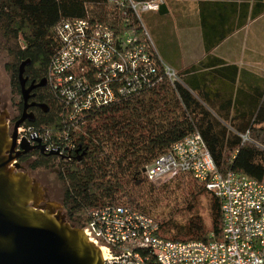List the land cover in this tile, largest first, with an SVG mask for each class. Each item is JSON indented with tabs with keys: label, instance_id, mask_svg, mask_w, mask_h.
<instances>
[{
	"label": "trees",
	"instance_id": "trees-1",
	"mask_svg": "<svg viewBox=\"0 0 264 264\" xmlns=\"http://www.w3.org/2000/svg\"><path fill=\"white\" fill-rule=\"evenodd\" d=\"M118 8L117 2L111 4V0H0V38L3 50L13 59V64L7 66L11 77L18 82L20 65L31 60L38 64L41 77L46 78L50 63L61 48L55 27L63 19H89L109 26L117 35L125 34L129 27L123 24ZM135 28L141 37L142 26L137 23ZM179 76L181 83L175 86L164 80L146 93L89 111L79 122L74 133L76 149L81 147L88 155L82 162L63 166L60 175L68 223L83 229L90 212L107 205L130 207L157 220L153 209L173 189L156 187L146 179L144 169L195 132L202 135L221 173L233 171L264 183V139L256 136L255 125H248V131L236 124H230L229 129L201 102L205 101L204 94ZM52 105L53 117L42 121L41 128L55 132L63 125L64 108ZM247 132L251 141L245 142L240 134ZM50 166V160L39 156L32 169ZM179 176L171 178L164 187L175 183L181 187L184 175ZM194 187L188 194L194 196L192 199L210 195L211 228L198 216L184 224L157 220L162 237L202 242L212 241L211 234L217 240L222 238L220 199L203 185ZM187 201V209L193 210V204Z\"/></svg>",
	"mask_w": 264,
	"mask_h": 264
},
{
	"label": "built area",
	"instance_id": "built-area-1",
	"mask_svg": "<svg viewBox=\"0 0 264 264\" xmlns=\"http://www.w3.org/2000/svg\"><path fill=\"white\" fill-rule=\"evenodd\" d=\"M111 2H117L123 24L129 27L123 35L89 19H63L55 27L61 48L46 79L64 110L63 125L52 132L53 151L76 148L74 133L89 111L146 93L164 80L173 86L181 83L179 73L162 61L141 16L159 11L164 0ZM42 131L19 128L18 149L25 141L33 143ZM243 140L249 141L247 134ZM144 170L150 182L190 175L220 199L222 238L211 234L209 242L170 240L160 235L156 219L130 207L107 205L91 211L83 228L101 249L104 264H264L263 182L233 171L221 173L199 132Z\"/></svg>",
	"mask_w": 264,
	"mask_h": 264
},
{
	"label": "crops",
	"instance_id": "crops-1",
	"mask_svg": "<svg viewBox=\"0 0 264 264\" xmlns=\"http://www.w3.org/2000/svg\"><path fill=\"white\" fill-rule=\"evenodd\" d=\"M163 4L159 11L147 13L162 61L204 94L201 102L229 129L236 124L248 131V125H255L256 136L264 139V0ZM168 25L177 28L167 37L170 42L175 37L173 57L163 56L159 44Z\"/></svg>",
	"mask_w": 264,
	"mask_h": 264
},
{
	"label": "water",
	"instance_id": "water-1",
	"mask_svg": "<svg viewBox=\"0 0 264 264\" xmlns=\"http://www.w3.org/2000/svg\"><path fill=\"white\" fill-rule=\"evenodd\" d=\"M32 63L19 68V80L25 96L23 75ZM10 135L0 116V264H104L99 247L90 242L83 229L67 222L58 206H40L44 191L15 161L43 146L31 147L26 141L17 149V129ZM19 170V171H17Z\"/></svg>",
	"mask_w": 264,
	"mask_h": 264
},
{
	"label": "rangeland",
	"instance_id": "rangeland-1",
	"mask_svg": "<svg viewBox=\"0 0 264 264\" xmlns=\"http://www.w3.org/2000/svg\"><path fill=\"white\" fill-rule=\"evenodd\" d=\"M113 3L115 2H111V4ZM147 13H142L141 16L145 28L147 29L150 37H152L151 36L152 28L150 29L149 27L147 21V16H148ZM166 28L168 29L167 34L163 33V37L159 39V44L161 46V49L163 50V56L164 54H168L169 56L173 57L176 53V52L173 53V48L176 46V44L174 43L175 37L172 40L173 44L172 42L169 41V38L167 37H169L171 33L174 34L177 28L174 25L173 26L168 25ZM170 30H173V32H169ZM155 48L158 51V53L161 55L157 46H155ZM11 64H13V59L10 56H8L7 53L3 50L2 39L0 38V102L2 103V105H4L8 101L9 107H12V103H17L20 99V96L18 95L19 94L18 89L16 90L12 89L13 86L12 83H14L15 80L11 77L9 70L7 68V66ZM19 128H21V126ZM13 131L14 129L12 128L10 131L11 135L14 134ZM33 161H35L34 158L31 159L30 162L25 164V167L27 168V172L29 173L31 178L34 181H36L44 191V199L41 202V204L47 202L53 207L56 205L60 208L63 215H65V209L63 205L64 187L59 178V175H57L55 172L56 165L57 166L59 165L58 164L59 161L52 162V165L50 167H39L36 169H32L31 165L35 163ZM27 166H29V168ZM189 176L190 175H184L183 177L184 181L181 187H178L176 183L175 185H168L164 187L165 184L170 181V179L159 182H152L155 183L154 185L156 187H160L165 191L173 189L171 192L167 194V197H163V196H162L163 198L161 197L162 199H164V201L160 202L158 206L153 209L152 214L154 215V217L157 218V220L167 221V222L169 220H173L175 222H178L179 224H184L191 217L198 216L204 221L205 225L208 228H211L212 218H211V210H210V203H211L210 195L208 194L196 195V197L192 199L194 196L191 197L192 195L189 196L188 194L192 193L193 190L196 189L194 185H198L200 183L197 182L192 176H190L193 179L192 180ZM188 199L193 204L192 207L193 210H188L186 207V205L189 204V202L187 201Z\"/></svg>",
	"mask_w": 264,
	"mask_h": 264
},
{
	"label": "flooded vegetation",
	"instance_id": "flooded-vegetation-1",
	"mask_svg": "<svg viewBox=\"0 0 264 264\" xmlns=\"http://www.w3.org/2000/svg\"><path fill=\"white\" fill-rule=\"evenodd\" d=\"M39 71L41 70L38 68V64L34 65L31 63L25 68L23 79L24 89L26 91V100L23 95V87L18 78V82L14 81V83H12V89H18V95L20 96V99L17 103H12V107H9L8 101L4 105H2L0 102V116L5 118L9 133H11L10 131L12 128L15 131L14 127L16 123L21 120H23L21 127H25L28 130H43V133H41L40 137L31 143L30 146H43L44 152L34 149L28 154L21 155L15 161V165L18 164L16 166H20L23 172L28 173L25 164L30 162L33 158L35 159L33 162L36 163L39 159V156H43L45 159L50 160L51 165L52 162L59 161V165H56L55 172L60 178L63 166L66 167L69 164L73 165L76 163V161L82 162L88 153L87 150L83 151V148L81 147L79 149L75 148L74 150H62L61 148H59L57 151L52 150L51 143L55 133H52V131H50L48 128H41V123L42 121L49 119V117H53L54 107L52 103H56V101L51 95L47 79L45 77H41V73H39ZM16 152L21 153L22 148L20 147L18 149L17 147ZM27 167L29 168V166ZM40 206L46 209L53 208V206L47 202L41 204Z\"/></svg>",
	"mask_w": 264,
	"mask_h": 264
},
{
	"label": "bare ground",
	"instance_id": "bare-ground-1",
	"mask_svg": "<svg viewBox=\"0 0 264 264\" xmlns=\"http://www.w3.org/2000/svg\"><path fill=\"white\" fill-rule=\"evenodd\" d=\"M54 99V98H53ZM76 141V140H75ZM77 143V142H76Z\"/></svg>",
	"mask_w": 264,
	"mask_h": 264
}]
</instances>
